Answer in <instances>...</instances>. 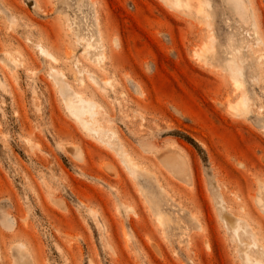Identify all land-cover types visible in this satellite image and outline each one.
<instances>
[{
    "label": "rangeland",
    "instance_id": "rangeland-1",
    "mask_svg": "<svg viewBox=\"0 0 264 264\" xmlns=\"http://www.w3.org/2000/svg\"><path fill=\"white\" fill-rule=\"evenodd\" d=\"M0 264H264V0H0Z\"/></svg>",
    "mask_w": 264,
    "mask_h": 264
},
{
    "label": "bare ground",
    "instance_id": "bare-ground-1",
    "mask_svg": "<svg viewBox=\"0 0 264 264\" xmlns=\"http://www.w3.org/2000/svg\"><path fill=\"white\" fill-rule=\"evenodd\" d=\"M66 93H68V92H66ZM66 99H67L66 102H68L70 110L72 111V113L77 118L82 119L81 115H83L84 113L85 114L89 113L91 115V117H92L93 114H95L94 112L92 113V110H93V103L92 102L83 100L82 98H79L76 95L71 94L70 92L67 94ZM82 121H83L84 124H90V122L84 121L83 119H82ZM86 127H88V126H86ZM92 130H95V129H92ZM181 164H183V162ZM173 173L178 175V176L187 177V175H188V167L187 166H183L182 169H180L178 172L177 171H173Z\"/></svg>",
    "mask_w": 264,
    "mask_h": 264
}]
</instances>
